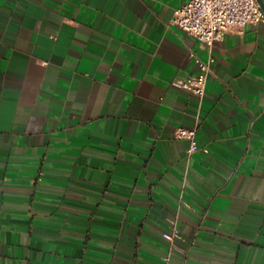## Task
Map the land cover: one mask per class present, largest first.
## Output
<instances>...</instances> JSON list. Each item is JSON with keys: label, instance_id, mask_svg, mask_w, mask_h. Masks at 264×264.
I'll use <instances>...</instances> for the list:
<instances>
[{"label": "crops", "instance_id": "crops-1", "mask_svg": "<svg viewBox=\"0 0 264 264\" xmlns=\"http://www.w3.org/2000/svg\"><path fill=\"white\" fill-rule=\"evenodd\" d=\"M189 1L0 0V264H264V23L200 101Z\"/></svg>", "mask_w": 264, "mask_h": 264}, {"label": "built area", "instance_id": "built-area-1", "mask_svg": "<svg viewBox=\"0 0 264 264\" xmlns=\"http://www.w3.org/2000/svg\"><path fill=\"white\" fill-rule=\"evenodd\" d=\"M264 4V0H262ZM173 25L189 36L194 37L203 48L208 50L207 61L192 54L198 65V72L189 75L181 88L195 95L202 101L206 95L209 77L212 74L214 58L211 54L215 42L227 34L242 33L248 24L264 23V11L258 0H190L174 12ZM196 129L179 128L176 139L191 142L189 155L198 151ZM163 238L170 245L182 240L183 236L176 226L163 233ZM165 264H170V255L164 257Z\"/></svg>", "mask_w": 264, "mask_h": 264}, {"label": "water", "instance_id": "water-1", "mask_svg": "<svg viewBox=\"0 0 264 264\" xmlns=\"http://www.w3.org/2000/svg\"><path fill=\"white\" fill-rule=\"evenodd\" d=\"M258 2L260 3L262 10L264 11V4H263L262 0H258Z\"/></svg>", "mask_w": 264, "mask_h": 264}]
</instances>
